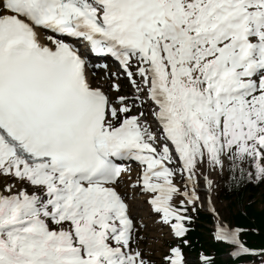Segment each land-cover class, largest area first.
Listing matches in <instances>:
<instances>
[{
  "label": "snow or ice",
  "instance_id": "obj_1",
  "mask_svg": "<svg viewBox=\"0 0 264 264\" xmlns=\"http://www.w3.org/2000/svg\"><path fill=\"white\" fill-rule=\"evenodd\" d=\"M261 184L264 0H0V264H264Z\"/></svg>",
  "mask_w": 264,
  "mask_h": 264
},
{
  "label": "trees",
  "instance_id": "obj_2",
  "mask_svg": "<svg viewBox=\"0 0 264 264\" xmlns=\"http://www.w3.org/2000/svg\"><path fill=\"white\" fill-rule=\"evenodd\" d=\"M259 187V185L255 187L249 185L234 192H229L223 187L220 189L222 198L229 200L231 206H240L232 214L233 224L245 227H259L261 229L260 234L247 232L243 236V239L255 245L264 243V201L262 206L258 207V200L256 198V192ZM209 222L210 216L208 214L201 213L199 215L194 224V230L189 233L193 246L187 250V253L195 255L203 250L207 254L214 255L215 264H224L225 261L221 257L224 245L216 243L211 238V234H207L206 236L203 234V231L209 232L210 229L205 225V223ZM192 264H198V261L192 262Z\"/></svg>",
  "mask_w": 264,
  "mask_h": 264
},
{
  "label": "rangeland",
  "instance_id": "obj_3",
  "mask_svg": "<svg viewBox=\"0 0 264 264\" xmlns=\"http://www.w3.org/2000/svg\"><path fill=\"white\" fill-rule=\"evenodd\" d=\"M98 81V78L95 79ZM220 191V190H219ZM256 198L258 200V207H261L264 201V184H261L260 187L258 188V191L256 192ZM216 202H217V208L221 212L222 216L224 217L225 221H227L229 224H232V214L234 211L239 209L240 206H231L229 203V200H225L221 197V195L218 194L216 195ZM139 211L140 215H143V210L138 207L136 209V212ZM212 220V218H211ZM212 227V224L210 225ZM204 236H206L208 233L203 231ZM223 259L226 258L225 252L223 253ZM189 258V257H188ZM192 258V257H191ZM189 259L190 261L196 260V259Z\"/></svg>",
  "mask_w": 264,
  "mask_h": 264
},
{
  "label": "bare ground",
  "instance_id": "obj_4",
  "mask_svg": "<svg viewBox=\"0 0 264 264\" xmlns=\"http://www.w3.org/2000/svg\"><path fill=\"white\" fill-rule=\"evenodd\" d=\"M133 204H134V211H136V209H138V201H133ZM138 214H140L139 211H137Z\"/></svg>",
  "mask_w": 264,
  "mask_h": 264
}]
</instances>
